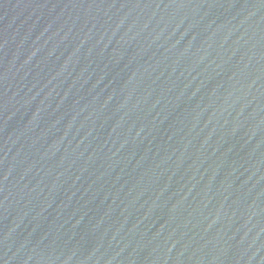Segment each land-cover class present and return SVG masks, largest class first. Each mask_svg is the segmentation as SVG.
Wrapping results in <instances>:
<instances>
[{"label": "water", "instance_id": "water-1", "mask_svg": "<svg viewBox=\"0 0 264 264\" xmlns=\"http://www.w3.org/2000/svg\"><path fill=\"white\" fill-rule=\"evenodd\" d=\"M0 264H264V0H0Z\"/></svg>", "mask_w": 264, "mask_h": 264}]
</instances>
